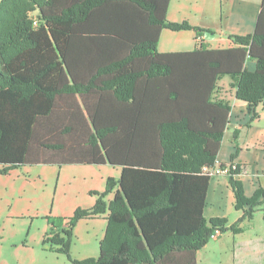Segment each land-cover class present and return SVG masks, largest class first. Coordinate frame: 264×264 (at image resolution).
<instances>
[{
  "label": "trees",
  "instance_id": "trees-1",
  "mask_svg": "<svg viewBox=\"0 0 264 264\" xmlns=\"http://www.w3.org/2000/svg\"><path fill=\"white\" fill-rule=\"evenodd\" d=\"M169 3L0 0V174L121 169L107 179L110 201L75 214L107 221L98 256L76 264H196L215 229L242 233L264 204V188L245 196L237 164L228 179L242 215L229 226L203 216L211 179L203 168L215 166L231 113L213 97L219 80L229 77L246 103V126L264 104V0L253 31L228 36L232 46L158 53L163 29L214 33L168 21Z\"/></svg>",
  "mask_w": 264,
  "mask_h": 264
},
{
  "label": "rangeland",
  "instance_id": "rangeland-1",
  "mask_svg": "<svg viewBox=\"0 0 264 264\" xmlns=\"http://www.w3.org/2000/svg\"><path fill=\"white\" fill-rule=\"evenodd\" d=\"M189 1L213 10L210 31L214 33L209 37L214 46L223 42L222 47L228 41L227 33L253 31L256 5L260 4V0ZM244 20L251 25L249 29L242 27ZM260 108L258 127L264 128V105ZM110 177L105 167L83 165L21 166L0 174V264H76L95 259L107 226L105 216L78 219L75 214L90 211L99 199L108 202ZM222 199L224 219H234L238 214L234 201L232 206L228 203L226 191ZM260 207L250 220L257 231L264 229V204Z\"/></svg>",
  "mask_w": 264,
  "mask_h": 264
},
{
  "label": "crops",
  "instance_id": "crops-1",
  "mask_svg": "<svg viewBox=\"0 0 264 264\" xmlns=\"http://www.w3.org/2000/svg\"><path fill=\"white\" fill-rule=\"evenodd\" d=\"M201 1V0H196ZM260 3V2H259ZM256 16L259 11V4L256 5ZM169 15L172 17L169 18ZM213 10L202 6L198 2H190L189 0H170L166 19L170 22L180 23L187 22L191 26L198 27L204 30H210L212 26ZM242 27L249 29L251 25L242 21ZM232 32H234V29ZM163 29L160 33L159 42L157 45L158 53H180L192 51L196 45L202 44L207 49L228 48L231 45L227 38V43L222 47V43L214 46L212 38L208 33H203L200 38L194 35L193 31H169ZM167 33V34H164ZM247 34V33H246ZM164 35V42L161 39ZM236 35V33H227ZM243 35V34H237ZM162 43V44H161ZM252 67H249V65ZM247 69L252 70L253 63L247 62ZM229 77H223L217 84L214 98L226 100L231 106L230 121L224 133V138L221 143L219 154L217 157L218 163H228L229 157L235 152L234 144L239 148L238 157L235 163L240 166L241 172L236 177L241 181L246 197H251L252 194L259 188H264V128L258 127V123L262 117L258 113L260 104L256 108L257 118L248 126L249 115L246 112V103L234 98V89L230 87ZM261 109V108H260ZM234 130L238 131V136L233 140ZM111 173L113 179H118L121 169L103 165ZM227 192V201L232 206L234 195L229 185L228 177L217 176L210 179L206 197V206L203 210V216L206 219L224 218L223 209V192ZM113 198L111 193L110 201ZM225 208V205H224ZM261 210L262 208H258ZM238 212V214H236ZM234 219L227 221V226L234 223L241 215V211L235 212ZM106 218V215H104ZM241 227L242 233L234 235L231 232L223 234V238H218L212 243H208L203 249L196 253V264H264V229L258 231L252 222H244ZM219 240V241H218Z\"/></svg>",
  "mask_w": 264,
  "mask_h": 264
},
{
  "label": "built area",
  "instance_id": "built-area-1",
  "mask_svg": "<svg viewBox=\"0 0 264 264\" xmlns=\"http://www.w3.org/2000/svg\"><path fill=\"white\" fill-rule=\"evenodd\" d=\"M237 169V163H224L221 165L216 161V164L212 168H203V172L210 175L211 178L217 177V176H224L228 177L232 172H234ZM221 236L220 230L215 229L213 233L210 236V240H215L218 237Z\"/></svg>",
  "mask_w": 264,
  "mask_h": 264
}]
</instances>
